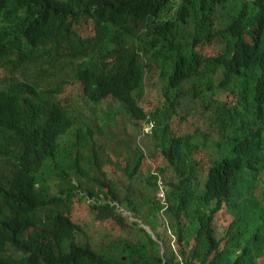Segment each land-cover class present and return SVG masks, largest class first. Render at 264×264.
I'll use <instances>...</instances> for the list:
<instances>
[{"label": "trees", "instance_id": "trees-1", "mask_svg": "<svg viewBox=\"0 0 264 264\" xmlns=\"http://www.w3.org/2000/svg\"><path fill=\"white\" fill-rule=\"evenodd\" d=\"M8 65L27 73L0 90V264H264V0H0ZM154 69L164 107L152 116L141 102ZM66 84L79 88L64 105L46 96ZM108 97L102 127L119 112L154 120L141 132L165 163L143 170L146 148L134 134L123 188L95 146V174L83 163L95 125L78 108ZM190 108L209 125L175 135L173 115ZM85 193L94 220L119 224L118 236L94 244L89 224L73 219L69 205ZM144 203L158 241L123 215ZM224 207L232 218L219 227Z\"/></svg>", "mask_w": 264, "mask_h": 264}, {"label": "rangeland", "instance_id": "rangeland-1", "mask_svg": "<svg viewBox=\"0 0 264 264\" xmlns=\"http://www.w3.org/2000/svg\"><path fill=\"white\" fill-rule=\"evenodd\" d=\"M81 31L90 32L94 27V23L92 20H83L79 25ZM210 50L212 52H216L218 50V46L211 47ZM209 52V50H205ZM7 62L2 61L1 64L5 65ZM26 70L16 71L10 68V66L2 67L0 66V80H9L14 79L17 81H22L25 78ZM145 84H146V92L144 98L141 102V105L145 108L146 112L150 115L154 116L157 108L164 107L163 96L161 90V78L160 71L158 69H154L152 72H147L145 76ZM45 88V86H42ZM78 86H73L72 84H66L62 89L57 92H48L46 94L51 100L64 105L67 101H69L71 95L73 96L78 92ZM222 98L227 102H232V97L223 94ZM106 101L101 104L92 103V105H87L86 100H82L78 110H83V115L85 119L90 120V124L95 125L93 128V138L91 139V145L89 151H83V163L85 166V171L87 174H95L94 169L96 166L93 162L89 161V153L93 154L92 146H95L97 149V159L103 165V169L108 173L109 177H111L118 185V187L123 188L121 186V181L124 179L125 171V157L136 150L134 140V134L140 135L136 140L141 142L142 147L146 148V157L143 160L142 168L143 170L151 169V172L156 174L158 172V167L165 166L161 151L157 146V140L149 135L148 142L146 144V137L141 132V128H146V122H139L133 116L126 114L125 112H119L116 117L108 122V125L102 127L103 124V116L106 112H109V108L114 101L111 97H108ZM83 101L86 106L83 105ZM108 104V105H107ZM112 112V111H110ZM95 119V120H92ZM209 125V118L207 115H204L200 108L197 110L190 108L182 110L179 114L173 115V119L171 121L172 130L175 135H183L186 133H192L197 128H201L203 126ZM150 149L155 151L154 156H150ZM161 175V174H160ZM162 176V175H161ZM160 186L162 184L160 183ZM163 188L157 189L155 192L156 200H158L159 195L162 196ZM52 191L56 192V189L53 188ZM83 194H79L81 198ZM86 198H81L82 202H78L77 200H73L72 204L69 205V212L72 215L75 221L81 223L89 224L87 229L88 234L91 237V240L94 244H99L102 241H106L107 237L110 236H118L121 233V229L119 224L112 222L111 220L105 221V223H100L94 220L93 212L91 210V203L93 201L90 200L89 194L85 193ZM106 196V189H101L99 193L100 198H104ZM161 203L164 201L160 200ZM120 210L123 212L124 208L119 205ZM163 210L158 213V218L156 226L158 228L163 229L164 224L161 219H163ZM141 213H137L135 211H127L124 210V217L128 222L140 221L142 224L147 225L153 230L152 223H148V215L155 210L149 209V204L144 203L140 209ZM126 212H129L126 213ZM133 217L134 219H131ZM232 218V213L227 207H224L218 215H217V225L219 227H225L229 224ZM139 222V223H140ZM141 225V224H140ZM155 231V230H154ZM169 232H171L169 230ZM142 235V234H140ZM171 243L173 247H177L175 238H172Z\"/></svg>", "mask_w": 264, "mask_h": 264}, {"label": "clouds", "instance_id": "clouds-1", "mask_svg": "<svg viewBox=\"0 0 264 264\" xmlns=\"http://www.w3.org/2000/svg\"><path fill=\"white\" fill-rule=\"evenodd\" d=\"M6 86H8V81L0 80V90L3 91ZM145 124H146V128H144V131H146V132L151 131V129L155 127V121L154 120L146 121ZM92 148H93V146H92ZM161 187L163 188L162 189L163 190V195L162 196L159 195L158 199L163 201L165 199L167 186L164 185V184H162V186H160V184H159V188L158 189H160ZM91 201H93V200H91Z\"/></svg>", "mask_w": 264, "mask_h": 264}, {"label": "water", "instance_id": "water-1", "mask_svg": "<svg viewBox=\"0 0 264 264\" xmlns=\"http://www.w3.org/2000/svg\"><path fill=\"white\" fill-rule=\"evenodd\" d=\"M126 213H128L129 214V212H126ZM131 219H134L133 217H131ZM140 222V221H139ZM140 224H141V226H143L147 231H148V233L155 239V240H157L158 241V239H157V236H156V233H155V231L154 230H151L150 229V227L149 226H147V225H144V224H142L141 222H140ZM160 248H161V253H163L164 252V247H163V244H162V242H160Z\"/></svg>", "mask_w": 264, "mask_h": 264}, {"label": "built area", "instance_id": "built-area-1", "mask_svg": "<svg viewBox=\"0 0 264 264\" xmlns=\"http://www.w3.org/2000/svg\"><path fill=\"white\" fill-rule=\"evenodd\" d=\"M163 195V194H162Z\"/></svg>", "mask_w": 264, "mask_h": 264}]
</instances>
